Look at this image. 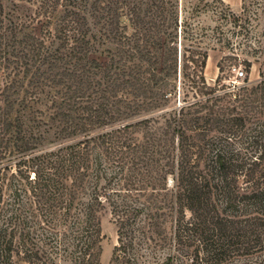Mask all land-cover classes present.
I'll return each mask as SVG.
<instances>
[{
    "label": "trees",
    "instance_id": "16d2710c",
    "mask_svg": "<svg viewBox=\"0 0 264 264\" xmlns=\"http://www.w3.org/2000/svg\"><path fill=\"white\" fill-rule=\"evenodd\" d=\"M25 1L0 0V264H99L103 213L111 264H264V71L222 94L204 75L241 14ZM30 110L79 140L39 148Z\"/></svg>",
    "mask_w": 264,
    "mask_h": 264
},
{
    "label": "rangeland",
    "instance_id": "374dc122",
    "mask_svg": "<svg viewBox=\"0 0 264 264\" xmlns=\"http://www.w3.org/2000/svg\"><path fill=\"white\" fill-rule=\"evenodd\" d=\"M177 4L180 20L189 19L196 26L208 29L218 23V12H226L228 9L243 17L241 27L235 26L234 22L224 26L221 41H211V47L207 49L208 58L204 70L206 81L214 86L219 93L234 90V86L245 82L255 84L260 80V71H264V0H171ZM9 6L17 4L19 12L26 13L31 6L25 0H7ZM88 2V1H85ZM154 2V4H152ZM102 6L112 5L122 10L133 6L156 7L159 0H102ZM129 17V16H128ZM125 16L123 23H127ZM100 62H105V55L91 54ZM232 57V58H230ZM236 58V60L233 59ZM242 59L251 62L248 69L241 63ZM243 72L242 75L239 73ZM245 80V81H244ZM180 91V90H179ZM180 100V98L178 99ZM50 114H41L39 110L21 112V119L25 124L26 135H42L45 141L39 146L41 149L52 148L58 142H75L76 136L61 137L56 134L58 122L52 119ZM133 121V119H131ZM135 120V119H134ZM128 122H131L128 120ZM103 129L91 130L90 135H96ZM116 226L108 213L101 216V241L99 264H111L114 245L116 244ZM22 264H27L22 262Z\"/></svg>",
    "mask_w": 264,
    "mask_h": 264
},
{
    "label": "built area",
    "instance_id": "2783aa9c",
    "mask_svg": "<svg viewBox=\"0 0 264 264\" xmlns=\"http://www.w3.org/2000/svg\"><path fill=\"white\" fill-rule=\"evenodd\" d=\"M239 74H240V75H242V74H243V72H240Z\"/></svg>",
    "mask_w": 264,
    "mask_h": 264
}]
</instances>
